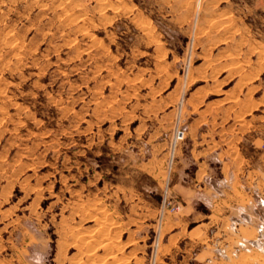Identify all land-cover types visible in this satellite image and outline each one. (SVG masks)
Returning <instances> with one entry per match:
<instances>
[{
    "label": "rangeland",
    "instance_id": "obj_1",
    "mask_svg": "<svg viewBox=\"0 0 264 264\" xmlns=\"http://www.w3.org/2000/svg\"><path fill=\"white\" fill-rule=\"evenodd\" d=\"M195 123L255 171L264 264V0H0V264H180L141 224L183 210Z\"/></svg>",
    "mask_w": 264,
    "mask_h": 264
},
{
    "label": "crops",
    "instance_id": "obj_2",
    "mask_svg": "<svg viewBox=\"0 0 264 264\" xmlns=\"http://www.w3.org/2000/svg\"><path fill=\"white\" fill-rule=\"evenodd\" d=\"M195 125L197 131L192 132L191 139L194 140L192 158L196 171L191 175L183 162L172 176V189L185 202L183 210L172 215L162 213V208L154 205L151 213L142 215L141 227H149L150 215L163 216L161 239L167 238L163 248L182 255L184 261L180 264H200L206 259H213L214 264H234L240 262L244 254L241 247L245 241H259L255 220L232 227V221L240 220L244 207L250 204L249 194L255 191L250 187H254L257 177L254 170H245L244 155L231 151L230 139L223 137L224 131L208 138L200 133L198 124L192 127ZM218 135L221 136L218 138ZM200 206L208 208L209 214L200 211ZM250 217L256 219L255 215ZM191 224L194 227H190ZM141 237L146 239L144 235ZM253 250L259 252L260 249L254 247Z\"/></svg>",
    "mask_w": 264,
    "mask_h": 264
},
{
    "label": "built area",
    "instance_id": "obj_3",
    "mask_svg": "<svg viewBox=\"0 0 264 264\" xmlns=\"http://www.w3.org/2000/svg\"><path fill=\"white\" fill-rule=\"evenodd\" d=\"M185 139V133L182 131H177L175 134V140L174 145L176 146L180 141H183ZM168 190L165 192V198L163 203V212L167 211L168 209H171L172 212H176L177 208L176 206L171 207V200L168 198ZM169 199V200H168Z\"/></svg>",
    "mask_w": 264,
    "mask_h": 264
},
{
    "label": "bare ground",
    "instance_id": "obj_4",
    "mask_svg": "<svg viewBox=\"0 0 264 264\" xmlns=\"http://www.w3.org/2000/svg\"><path fill=\"white\" fill-rule=\"evenodd\" d=\"M102 232V231H101ZM105 232H107V231H105ZM103 233H104V231H103ZM103 233H100V234H103ZM107 234V233H106ZM105 247V246H104Z\"/></svg>",
    "mask_w": 264,
    "mask_h": 264
}]
</instances>
